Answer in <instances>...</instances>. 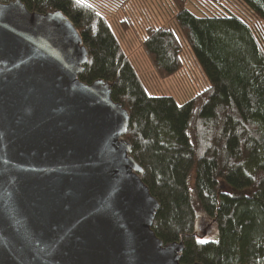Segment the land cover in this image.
Wrapping results in <instances>:
<instances>
[{
    "label": "trees",
    "instance_id": "obj_1",
    "mask_svg": "<svg viewBox=\"0 0 264 264\" xmlns=\"http://www.w3.org/2000/svg\"><path fill=\"white\" fill-rule=\"evenodd\" d=\"M19 1L73 24L86 50L77 79L107 83L126 111L120 138L156 201L150 229L162 245L180 244L183 264H264V0H169V22H140L158 77L180 70L189 49L208 80L181 104L146 94L112 31L118 14L122 29L138 24L139 12L123 14L135 0ZM200 218L210 225L204 238Z\"/></svg>",
    "mask_w": 264,
    "mask_h": 264
},
{
    "label": "water",
    "instance_id": "obj_2",
    "mask_svg": "<svg viewBox=\"0 0 264 264\" xmlns=\"http://www.w3.org/2000/svg\"><path fill=\"white\" fill-rule=\"evenodd\" d=\"M85 59L61 12L0 3V264H183L150 229L126 111L77 79Z\"/></svg>",
    "mask_w": 264,
    "mask_h": 264
},
{
    "label": "rangeland",
    "instance_id": "obj_3",
    "mask_svg": "<svg viewBox=\"0 0 264 264\" xmlns=\"http://www.w3.org/2000/svg\"><path fill=\"white\" fill-rule=\"evenodd\" d=\"M129 9L139 12L138 24L135 27L122 29L119 23L122 14L110 18V24L147 95L171 96L178 104H181L191 98L196 92L208 86L207 78L189 49L183 51L182 68L165 78L158 77L155 74L154 69L146 58L141 44V29H143V24L149 17L153 23L160 21L169 22L168 19L173 12V7L169 0H135L123 14H127ZM187 9L197 16L201 15L199 8L193 1L189 2ZM146 15L149 16L147 19ZM209 229V223L200 218L196 226L197 235L200 238H204Z\"/></svg>",
    "mask_w": 264,
    "mask_h": 264
}]
</instances>
